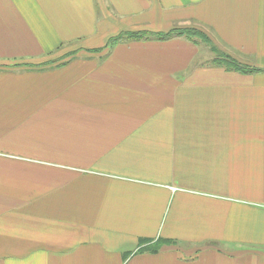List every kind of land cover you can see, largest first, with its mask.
<instances>
[{
    "label": "crops",
    "instance_id": "obj_1",
    "mask_svg": "<svg viewBox=\"0 0 264 264\" xmlns=\"http://www.w3.org/2000/svg\"><path fill=\"white\" fill-rule=\"evenodd\" d=\"M0 264H264V0H0Z\"/></svg>",
    "mask_w": 264,
    "mask_h": 264
},
{
    "label": "trees",
    "instance_id": "obj_2",
    "mask_svg": "<svg viewBox=\"0 0 264 264\" xmlns=\"http://www.w3.org/2000/svg\"><path fill=\"white\" fill-rule=\"evenodd\" d=\"M150 35H147L146 33L144 34H137V35H131V34H126V36L118 35L116 38L110 39L109 45H113L114 43L122 40L123 38H128L129 40H141L143 38H146ZM154 38L158 40H167V39H172V38H184L188 41L192 42H200L203 43L202 41L206 42L207 45L212 46V42L209 39V37L201 30L197 28H185V29H176L171 32H168L166 34H156L154 35ZM213 47V46H212ZM107 47L106 49H108ZM214 49V48H213ZM212 50V48H211ZM71 56V55H70ZM214 62L217 65L224 64L228 69L234 70V71H239V72H244L246 69L236 62H234L230 57L224 56V55H217L216 59ZM65 62H61L59 65H63ZM251 72H255L252 70Z\"/></svg>",
    "mask_w": 264,
    "mask_h": 264
},
{
    "label": "rangeland",
    "instance_id": "obj_3",
    "mask_svg": "<svg viewBox=\"0 0 264 264\" xmlns=\"http://www.w3.org/2000/svg\"><path fill=\"white\" fill-rule=\"evenodd\" d=\"M129 34H133V35H137V34H144V33H142V32H132V33H129ZM123 36H126V34H123ZM203 43V45L204 46H206V47H208L210 50H211V48H212V51H215L214 49H213V47L211 46V45H207V43L206 42H204V41H202ZM217 56V55H216ZM51 62H53L52 60H50ZM49 60H46V61H43L42 63H37V64H34V63H28V62H19V63H16L15 64V66L17 67V68H22V67H29V66H31V67H44V66H48V64L49 63H51ZM59 62H56V63H54V64H58ZM52 65V64H51Z\"/></svg>",
    "mask_w": 264,
    "mask_h": 264
}]
</instances>
